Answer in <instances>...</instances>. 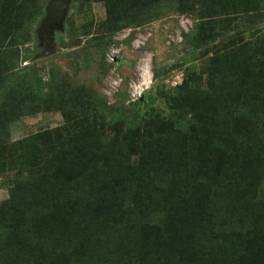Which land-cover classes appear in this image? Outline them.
I'll list each match as a JSON object with an SVG mask.
<instances>
[{"label":"trees","instance_id":"trees-1","mask_svg":"<svg viewBox=\"0 0 264 264\" xmlns=\"http://www.w3.org/2000/svg\"><path fill=\"white\" fill-rule=\"evenodd\" d=\"M99 1L109 31L125 27L122 0ZM238 4L246 11L254 9L255 1ZM213 7L217 12L216 4ZM207 92L193 110V100L187 97L191 94L184 89L180 94L179 122L188 118L191 124L178 151L159 141L168 126L147 143L151 138L137 112L155 102L149 94L132 103L136 112L126 126L113 125L109 141L99 143L89 133L78 136L79 151L86 149L89 160L79 165L72 159L73 175L63 173L53 183L37 181L20 193L25 197H18L15 206L0 204V264H251L255 251L264 252V229L262 235L254 234L264 222V108L226 91L225 85L216 91V100L211 89ZM1 94L5 120H0V151L8 138L6 118L26 115L23 107L29 104V95L24 101L13 99L10 92L4 99ZM73 97L65 105L55 104L66 121L74 113L92 120L101 114L90 94L84 106ZM118 121L114 114L112 124ZM37 137L41 135L15 146ZM133 145L136 161L128 164L124 151ZM51 152L36 150L37 155ZM125 164L127 173L120 175ZM99 188L109 191L108 217L97 208L99 196H104ZM252 232L251 238L242 236ZM62 240L58 259L55 244ZM41 246L48 251L40 261Z\"/></svg>","mask_w":264,"mask_h":264},{"label":"rangeland","instance_id":"rangeland-1","mask_svg":"<svg viewBox=\"0 0 264 264\" xmlns=\"http://www.w3.org/2000/svg\"><path fill=\"white\" fill-rule=\"evenodd\" d=\"M48 1L0 0L1 97L10 92L13 99L25 101L29 95V104L23 107L27 114L6 118L8 138L0 151V204L15 206L25 197L20 193L37 181L53 183L63 173L73 175L72 159L79 165L89 160L86 149L79 151L78 136L89 133L99 143L109 141L113 125L126 126L136 112L132 103L145 95L155 98L151 106L137 112L151 138L147 143L157 140L168 126L167 135L159 141L177 151L189 137L191 124L188 118L179 122L183 89L191 94L187 97L193 100L192 110L208 96V89L215 95L224 85L243 101L264 108V0H254V9L246 11L238 0H204L202 4L198 0H122L126 25L116 33L109 31L101 1L70 0L62 25L39 34ZM142 68L148 77L143 87ZM88 94L101 107V116L93 120L74 113L66 121L56 109V103L65 105L74 95L84 106L81 103ZM114 114L120 121L112 124ZM35 135L41 137L15 146ZM38 149L52 152L37 155ZM124 152L128 164L136 161L134 145ZM128 164L120 165V175L127 173ZM103 190L97 208L108 217L107 207L112 205L109 191ZM263 229L264 222L254 234L262 235ZM55 245L59 259L63 240ZM39 249L41 261L48 247ZM260 251L252 255L251 264L264 263Z\"/></svg>","mask_w":264,"mask_h":264},{"label":"water","instance_id":"water-1","mask_svg":"<svg viewBox=\"0 0 264 264\" xmlns=\"http://www.w3.org/2000/svg\"><path fill=\"white\" fill-rule=\"evenodd\" d=\"M70 0H49L44 11V17L39 24V34H45L46 29L62 25ZM141 101V100H139Z\"/></svg>","mask_w":264,"mask_h":264},{"label":"bare ground","instance_id":"bare-ground-1","mask_svg":"<svg viewBox=\"0 0 264 264\" xmlns=\"http://www.w3.org/2000/svg\"><path fill=\"white\" fill-rule=\"evenodd\" d=\"M146 71L144 70V68H142L140 70V76H141V87L143 86H146L148 84L147 80H148V77H146Z\"/></svg>","mask_w":264,"mask_h":264}]
</instances>
